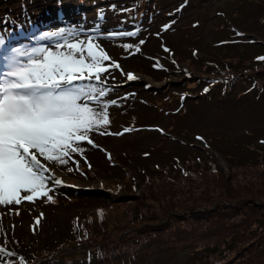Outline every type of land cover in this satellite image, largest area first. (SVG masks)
Returning <instances> with one entry per match:
<instances>
[{"label": "rangeland", "instance_id": "obj_1", "mask_svg": "<svg viewBox=\"0 0 264 264\" xmlns=\"http://www.w3.org/2000/svg\"><path fill=\"white\" fill-rule=\"evenodd\" d=\"M43 1L45 3L34 4L28 0L21 3L20 0H0V34L10 38L13 47L42 44L54 47L63 40L57 37L45 40L43 37L65 30L70 42L93 37L111 58L104 62L109 72L104 74L106 82L99 86L109 90L101 105L109 104L110 123L101 131L112 134L92 133L96 146L81 142L83 154H70L65 165L51 164L41 158L62 181L60 185L50 182L51 190L66 194L79 190L80 196L108 199L114 178L124 173L136 176L156 166L166 168L173 159L179 163L193 150L203 149L205 142L221 147L235 157L260 156L264 146V93L233 92L223 96L219 91L217 95L203 99L187 98L181 110L177 100L160 106L153 100V95L148 99L143 97L142 88L148 83L153 89H161L171 82L176 84V91L187 90L183 76L188 70H191L190 77L199 73L193 64L198 59L211 60L218 65L228 60L237 67L253 66L255 49L264 44V0H145L143 7L134 9L135 13L141 10L139 19L124 17V8L135 0H62L61 7L68 8V16L63 10L58 13L57 8L52 9L57 0ZM152 3L157 7L150 8ZM30 4H33V10ZM4 13L10 17L4 19ZM15 24L19 28L12 27ZM69 32L74 35L67 36ZM121 32L137 34L112 35ZM141 40L143 44H140ZM126 44L133 47L126 49ZM137 47L139 51H136ZM113 62L121 67H112ZM151 68H161L167 76L164 74L154 80L139 70L152 71ZM126 73H132L137 79L127 80ZM137 80L140 83L132 94L116 91L133 86ZM196 90L203 92L201 87ZM92 106L96 107L95 104ZM210 154L219 169L227 167L218 151L211 148ZM66 169L76 171L72 173ZM78 169L85 172L80 173ZM140 192L137 190L135 194L139 196ZM98 204L93 200L56 204L47 202L45 197H34L33 201H22L19 205H0V234L10 235L17 231L20 238L28 242L22 246L34 248L38 241L27 232L32 221L39 222V216L59 227L73 215L85 213ZM185 262V251L171 257L164 252H155L133 264Z\"/></svg>", "mask_w": 264, "mask_h": 264}, {"label": "trees", "instance_id": "obj_2", "mask_svg": "<svg viewBox=\"0 0 264 264\" xmlns=\"http://www.w3.org/2000/svg\"><path fill=\"white\" fill-rule=\"evenodd\" d=\"M61 2L57 0L52 9ZM144 4L145 0H135L124 8V17L139 19L141 10L135 13L134 9ZM29 6L34 9L33 4ZM154 7L156 3L150 6ZM3 17L8 19L10 15L4 13ZM12 27L19 28L16 24ZM255 50L253 66L237 67L228 60L218 65L198 59L193 64L199 73L190 77L188 70L183 76L187 90L178 92L171 82L161 89L147 83L142 88L143 97L153 95L160 106L177 100L183 110L187 98L203 99L219 91L223 96L233 92L262 94L264 44ZM139 70L154 80L167 76L161 68ZM139 83L137 80L133 86L116 91L132 94ZM198 87L202 93L196 90ZM202 147L179 163L173 159L166 168L156 166L136 176L124 173L114 178L108 199L80 196L79 190L70 194L51 190L52 199L45 197L50 203L93 200L99 204L73 215L59 227L39 216V222L32 221L33 227L27 232L38 241L34 248L22 246L28 242L17 231L0 234V248L12 253L0 254V264H133L155 252L171 257L182 251L186 253L185 264H264V146L258 158L235 157L208 142ZM211 148L225 159L227 167L223 170L210 154ZM137 190L141 191L139 196Z\"/></svg>", "mask_w": 264, "mask_h": 264}, {"label": "snow or ice", "instance_id": "obj_3", "mask_svg": "<svg viewBox=\"0 0 264 264\" xmlns=\"http://www.w3.org/2000/svg\"><path fill=\"white\" fill-rule=\"evenodd\" d=\"M53 37L61 38L63 43L54 47L44 44L13 47L10 38L0 34V205L3 206L33 201L34 197L51 200L49 183L60 185L62 181L41 158L65 165L70 154H83L81 142L96 146L92 133L112 134L101 131L110 123L109 104L101 105L109 90L99 86L106 82L104 74L109 72L104 65L111 59L108 53L91 36L86 41L70 42L65 30H60L43 39ZM143 43L141 40L140 44ZM124 47L131 49L133 45ZM139 50L137 47L136 51ZM111 66L121 67L115 62ZM126 77L129 81L137 79L132 73H126ZM110 103L114 105L115 101ZM0 254L12 255L4 248H0Z\"/></svg>", "mask_w": 264, "mask_h": 264}, {"label": "water", "instance_id": "obj_4", "mask_svg": "<svg viewBox=\"0 0 264 264\" xmlns=\"http://www.w3.org/2000/svg\"><path fill=\"white\" fill-rule=\"evenodd\" d=\"M131 83H133V82H131Z\"/></svg>", "mask_w": 264, "mask_h": 264}]
</instances>
